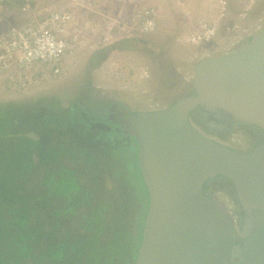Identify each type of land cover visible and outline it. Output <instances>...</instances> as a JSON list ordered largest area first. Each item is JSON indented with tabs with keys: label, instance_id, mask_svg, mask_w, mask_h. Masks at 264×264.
<instances>
[{
	"label": "water",
	"instance_id": "1",
	"mask_svg": "<svg viewBox=\"0 0 264 264\" xmlns=\"http://www.w3.org/2000/svg\"><path fill=\"white\" fill-rule=\"evenodd\" d=\"M192 87L156 110L130 112L114 104L120 129L135 139L148 193L133 264H264V143L239 151L204 134L190 118L204 111L205 119H224L220 128L239 121L264 132V29L243 45L202 58ZM217 176L236 187L245 213L240 225L203 187Z\"/></svg>",
	"mask_w": 264,
	"mask_h": 264
},
{
	"label": "rangeland",
	"instance_id": "2",
	"mask_svg": "<svg viewBox=\"0 0 264 264\" xmlns=\"http://www.w3.org/2000/svg\"><path fill=\"white\" fill-rule=\"evenodd\" d=\"M16 2L12 1L10 6L5 4L0 19V33L9 25L18 24L27 18V13L21 10L22 4L18 5ZM39 7L51 9L63 7L75 14L77 22L74 33L78 41L76 47L73 53L67 56L66 70L61 75L49 73L46 75L44 72L32 71L27 73L23 80L16 81L13 84L15 87L12 85L11 88L7 82L1 80L0 75V81L5 82V86L0 87V102L33 103L34 99L43 96H55L57 103L63 108L78 100V103L83 104L84 111L90 108L94 101L120 103L135 111L146 110L154 103L167 105L173 100L176 92L181 94L182 90L176 91L178 79L191 82L195 66L202 58L231 50L241 44L251 31L256 32L260 30L259 27L264 28V0H39ZM146 11H149L151 16L150 13L143 16ZM153 13L155 14L152 15ZM149 19L155 20L157 29L155 32L143 33L141 28L143 21L147 23ZM214 22L218 24V28L210 39L195 44L184 39L187 34H201L204 25H211ZM237 35L243 36V39L236 38ZM122 41L125 42V48L114 46L102 53L104 48ZM161 100L166 103H162ZM59 123L57 120V127ZM73 127L80 139L85 137L77 124ZM54 130L48 137L51 146L60 139L55 134L57 128ZM29 136L39 138L34 132L29 133ZM68 136L69 134L67 136L64 134L62 138ZM72 136L74 134L71 131L69 141ZM251 138L249 134L234 131L225 143L243 144L245 139ZM91 140L92 142L85 140L83 143L98 146V155L111 165L112 160L108 159L111 147L104 146L103 138L96 139L91 136ZM64 141L66 139L62 142ZM32 158L34 171L26 175L32 187L39 184L45 170L51 167L49 165H58L53 168L58 172L62 161L56 160L55 156H50L49 153L41 155L38 151L32 154ZM70 158L72 160L67 159L66 162L69 167L84 164L77 154L70 155ZM91 159L88 158L89 161ZM87 169L90 172L93 170L90 164L87 165ZM111 174L109 173V176ZM90 175L91 173H88L82 179L97 191L100 188L99 184L86 179ZM122 182L123 179L113 175L111 181L106 182L104 193L108 195L112 188L117 191L118 186L123 195L128 194V188L119 185ZM212 194L233 220L232 215L235 214L236 208L227 198V191L218 189ZM124 201L125 203H122L125 204L124 216H121L125 220L122 225L126 222L130 228L137 209L136 203L128 197ZM60 205L63 213V205ZM35 207L36 205L31 204L29 208L36 210ZM83 210L80 208L79 212L83 213ZM39 211L43 213L42 210ZM8 216L15 217L11 213H8ZM81 216L83 217L82 214ZM82 217L77 216L75 222L82 223ZM11 218L8 220L10 223H0V228L3 226H5L3 229L6 228L1 235L2 239H7L6 241L13 239L5 233L11 232L13 228L11 224L15 221ZM76 225L73 224L74 229ZM42 245L45 246L44 243Z\"/></svg>",
	"mask_w": 264,
	"mask_h": 264
},
{
	"label": "trees",
	"instance_id": "3",
	"mask_svg": "<svg viewBox=\"0 0 264 264\" xmlns=\"http://www.w3.org/2000/svg\"><path fill=\"white\" fill-rule=\"evenodd\" d=\"M12 1L22 4L21 0H7V6ZM123 42L104 48L102 53L114 46L125 48ZM57 101L55 96H43L34 99L33 103L0 102V223H10L8 213L15 215L11 219L16 223L11 224V232H5L13 238L9 241L1 238L5 226L0 228V264H133L148 206L137 151L133 143L113 147L103 139L104 146L111 147L108 159L112 164L108 165L98 155V146L83 143L85 140L92 142L91 136L97 139V133L92 134L93 127L85 121L82 111L99 118L106 114L111 103L94 101L84 111L78 100L66 108ZM57 120L60 121L58 127ZM74 124L84 138L77 136ZM54 128L60 139L51 146L48 137ZM71 131L74 136L69 141ZM32 132L39 138L30 137ZM64 134L69 136L62 142ZM36 151L41 155L49 153L62 161L59 174L53 169L58 165H49L51 167L45 170L39 184L32 187L26 175L34 171L32 154ZM75 154L84 164L74 168L67 166V159L72 160L70 155ZM89 157L92 158L90 161ZM89 164L93 169L91 172L87 169ZM88 173L91 175L86 179L99 184L97 191L82 179ZM113 175L124 180L119 185H125L128 194L123 195L118 186L117 191L112 188L108 195L104 193V186ZM125 196L133 200L137 208L130 228L126 222L122 225ZM31 204L36 205V210L29 208ZM80 208L84 209L83 213L79 212ZM77 216L82 217V223L75 222ZM74 223L77 224L75 229Z\"/></svg>",
	"mask_w": 264,
	"mask_h": 264
},
{
	"label": "built area",
	"instance_id": "4",
	"mask_svg": "<svg viewBox=\"0 0 264 264\" xmlns=\"http://www.w3.org/2000/svg\"><path fill=\"white\" fill-rule=\"evenodd\" d=\"M6 1L0 0V19ZM21 1V10L27 13V18L18 24L9 25L0 33V75L1 80L7 82L10 88L32 71L44 72L46 75L65 73L66 58L73 53L78 42L74 33L77 20L73 12L63 7L53 9L39 7V0ZM146 12L143 16L150 13ZM204 26L201 34H187L184 39L193 44L210 39L216 33L218 24L214 22ZM141 28L143 33L155 32L157 24L155 20L149 19L147 23L143 21ZM259 31L261 30L251 31L245 39L241 35H237L236 38L242 37V44ZM193 78L194 75L192 81ZM3 81H0V87L5 86ZM165 106L154 103L146 110H156Z\"/></svg>",
	"mask_w": 264,
	"mask_h": 264
},
{
	"label": "flooded vegetation",
	"instance_id": "5",
	"mask_svg": "<svg viewBox=\"0 0 264 264\" xmlns=\"http://www.w3.org/2000/svg\"><path fill=\"white\" fill-rule=\"evenodd\" d=\"M261 28H263V27H259L260 30H262ZM246 42H247V40H246ZM238 45L240 46L241 44H238ZM178 82H179V83H177L178 88L176 91H181V90L182 91H181V94H180V92H176L175 97H173L174 101L177 100L178 98H180V96L182 97V96L188 95V94L193 92V87H192L193 81L192 82H190V81L185 82L181 78H179ZM173 100H170L167 105L172 104ZM162 101H164V100H162ZM164 102H166V101H164ZM114 104L115 103H112L111 105L108 106V111L106 112V114L101 115L99 118L94 117V118L98 119L99 121L106 123L108 126H110L109 130L104 129L103 127H98L97 125H92V123H90L89 120L87 119V116L91 115L90 112L87 113V112L82 111L83 118L85 119V121L89 125H91L93 127L92 130H94V131L97 130L96 131L97 138H99V139L103 138L107 142H110L113 145V147L121 145L122 142L124 145L130 144V143L134 144L135 140L132 137L126 135L120 129L121 117L116 116L117 110L113 109ZM117 104L123 105L120 103H117ZM129 110H130V112H137V111L130 109V108H129ZM112 116L115 117V119L111 118ZM206 117L207 118L205 119L204 111H193L190 114L191 121L198 127V129L200 131H202L206 135L212 136L213 138H215V139H217L223 143H225V141L228 140L229 136L234 131H241L243 134H249L252 136L251 139H245L243 144L238 143V142H234L237 145H235V144L231 145L230 143L227 142L226 144L231 146L232 148H235L239 151H245L246 152V151H250L253 148H255L256 146L264 143V132L258 126L237 121V122H232L230 124V127L220 128L216 124L219 123L222 125L224 123L223 118H215L212 115H207ZM212 123H214L215 126L214 125L212 126L211 125ZM203 187L206 191H208L211 194L212 197H214L212 192L215 190L225 189V191H227V198L232 201L234 207L236 208L235 214L232 215V216H234L233 221L236 224H239L241 216L244 215L245 213L242 212V210H241L240 200L238 198V193H237L236 187L234 186L233 182L226 177L217 176V177H215L214 180H212L210 183H206ZM215 200H216V198H215ZM217 203H218V201H217ZM129 264H131V263H129Z\"/></svg>",
	"mask_w": 264,
	"mask_h": 264
},
{
	"label": "clouds",
	"instance_id": "6",
	"mask_svg": "<svg viewBox=\"0 0 264 264\" xmlns=\"http://www.w3.org/2000/svg\"><path fill=\"white\" fill-rule=\"evenodd\" d=\"M166 105V104H165ZM167 106V105H166Z\"/></svg>",
	"mask_w": 264,
	"mask_h": 264
}]
</instances>
